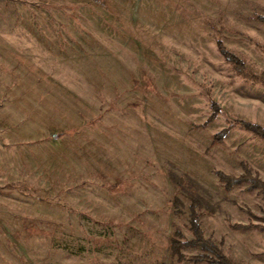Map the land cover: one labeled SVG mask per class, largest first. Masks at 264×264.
Here are the masks:
<instances>
[{
    "label": "rangeland",
    "instance_id": "374dc122",
    "mask_svg": "<svg viewBox=\"0 0 264 264\" xmlns=\"http://www.w3.org/2000/svg\"><path fill=\"white\" fill-rule=\"evenodd\" d=\"M263 15L264 0H0V264H209L171 249L176 228L193 238L192 195L207 238L264 264V193L216 174L264 179V137L239 122L264 127Z\"/></svg>",
    "mask_w": 264,
    "mask_h": 264
},
{
    "label": "trees",
    "instance_id": "16d2710c",
    "mask_svg": "<svg viewBox=\"0 0 264 264\" xmlns=\"http://www.w3.org/2000/svg\"><path fill=\"white\" fill-rule=\"evenodd\" d=\"M261 20L264 21V15L259 16ZM218 48L220 52L223 54L225 59L227 61H230L235 64V66L241 71L245 73L246 68L244 65V62L230 49H228L222 40H218L217 42ZM252 77L257 79V81H260L264 85V71L261 75L251 74ZM212 109L213 114L211 115L210 119L215 118L219 112L220 107L217 103H212ZM242 123V125L264 137V127H262L259 124L252 123V122H245V121H239ZM229 128H224L221 132L216 134V139L222 140L225 134L228 132ZM244 167V173L240 175L235 174H229L224 171H217L216 174L218 175L221 182H223L225 189L230 190L236 185L241 184L242 182H250L249 189L254 188H260L261 191L264 193V179H262L258 174L253 175L251 169L247 164H243ZM170 177L173 182H175L177 185H180V187H183L185 184V177L179 176L175 172L170 173ZM190 183H193L198 188L204 189L199 183H197L193 178L188 177ZM192 203L190 205V230L193 233L192 239H187L185 235L183 234L180 227L176 228L174 231L172 238H171V249L173 255L178 254L180 259H184L185 256L181 252L182 247H197L201 248L202 252L198 253L196 256H191L190 259L197 260V261H206L209 264H238L234 262L232 259H230L224 252V250L221 248V246L217 245L213 240L207 238L204 234V230L201 227V223L199 220V212L198 209L203 207L204 200L199 197L198 195H192ZM253 226L252 224H235V228H241V227H250ZM187 257V256H186Z\"/></svg>",
    "mask_w": 264,
    "mask_h": 264
}]
</instances>
